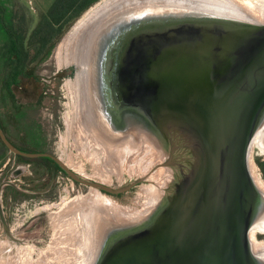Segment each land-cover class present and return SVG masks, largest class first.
<instances>
[{"label": "water", "instance_id": "95a60500", "mask_svg": "<svg viewBox=\"0 0 264 264\" xmlns=\"http://www.w3.org/2000/svg\"><path fill=\"white\" fill-rule=\"evenodd\" d=\"M154 9L113 16L100 56L116 51L124 91L144 102L138 110L169 139L168 159L154 168L174 167L146 222L110 224L115 237L99 243L93 264H259L247 231L264 198L247 150L264 111V24ZM0 139L16 154L49 156L72 178L112 193L146 179L111 186L80 176L49 151L21 150L1 124ZM176 149L183 155L175 161Z\"/></svg>", "mask_w": 264, "mask_h": 264}, {"label": "rangeland", "instance_id": "374dc122", "mask_svg": "<svg viewBox=\"0 0 264 264\" xmlns=\"http://www.w3.org/2000/svg\"><path fill=\"white\" fill-rule=\"evenodd\" d=\"M10 1L14 5V16L18 20L16 23L17 29L19 31L25 30L26 35L30 38L33 29L37 24L39 25L38 21L41 13L46 10L53 0ZM98 1L94 0L72 20L57 42L51 46L46 56L40 57V54H38L36 55V58L38 57L37 60L29 63L35 76L24 77L19 83L13 85V101L6 103L2 100L3 90L0 86L2 105L0 106V123H2L6 136L21 147L37 151H49L60 159H62L61 156L70 157L77 167L82 168L86 172L87 176L77 171L75 172L90 180H99V148L94 147L92 141L84 138L80 123L76 119L77 96L74 79L76 68L74 65L59 66L58 47L59 42L67 34L71 26ZM45 28H41L40 32H45L47 35ZM49 33L50 35L49 37L47 35L46 43L42 47V52L46 49L48 43L52 41L53 34H55L54 31H49ZM111 36H109V39ZM31 49H35V47L31 46ZM107 88L103 85V114L106 119L111 124H116L120 127L116 131L117 133L125 136L132 135L137 141L139 139V144L141 137L148 139L149 147L152 148L155 145L156 147H153L158 151L153 164L163 161L169 151V139L162 138L159 135L148 122L143 113L144 111L142 112L137 107L133 108L127 104L124 107L112 105L111 100L108 98L109 92ZM10 102H12L11 105ZM174 141L176 143V139ZM141 144L143 148H134L132 152L129 151L124 156L123 160L118 157L113 159V161L108 160L110 166L115 168V170L118 169V173H115L103 167L104 174L110 176L111 183L109 185L115 187L125 185L134 178L142 176L141 168L134 170H130V167L128 168V164L133 162V160L143 162L150 155L144 152L145 143ZM94 149H96V152ZM15 154L0 139V264H18V260L19 264L24 261L25 264H30V261L31 264H51L50 261H52V264L80 263L85 254L84 247L80 245V243L83 244L84 242L85 234L83 230L82 233H79V229L76 228L78 214L72 212L73 214L70 215L71 213H66L67 216L65 212L80 195L85 196L88 193L89 186L77 183L62 167H56L49 162L45 165H39L41 166L40 170L45 169L43 172L40 171V177L43 176L39 181L40 190L46 189L47 184L50 186L51 197L47 198L43 196L47 193V190L35 191L36 189L33 185L37 181H30V178L33 179L38 176V169L35 170L32 165L20 163ZM101 155L100 152V157ZM182 155L183 151L180 149H176L173 154L175 157ZM258 158H264V154L257 147H253L252 159L256 165L255 169L260 172L264 179V173L258 165ZM158 167L172 169L174 166L168 163ZM96 172L98 173L96 174ZM167 181L163 186L168 185ZM147 182V179L138 182L131 190L122 192L118 197L111 196L103 190L102 192L112 197L117 206L127 207L130 210L142 208L145 194L141 188L142 184ZM143 216L133 219V221ZM68 222H70V225ZM66 225L69 226L67 227ZM70 226H73L74 229ZM255 237L259 241H264L263 233H255ZM99 246L98 243V248ZM17 249L19 252L16 251ZM26 257L29 262H27L28 259ZM24 258L27 260H24ZM95 258L91 264H93ZM35 260L36 262H34ZM61 260L65 261V263Z\"/></svg>", "mask_w": 264, "mask_h": 264}, {"label": "bare ground", "instance_id": "6f19581e", "mask_svg": "<svg viewBox=\"0 0 264 264\" xmlns=\"http://www.w3.org/2000/svg\"><path fill=\"white\" fill-rule=\"evenodd\" d=\"M162 7L167 8V10L186 9L191 11L200 10L203 12H212L214 14L264 24V0H99L71 26L67 34L59 42L58 62L59 66L74 65L76 68L74 73L77 96L76 119L80 123L84 138L92 141V145L99 148V181L107 184L111 183L110 176L104 174L103 171L106 169L118 173V169L115 170V168L110 166L109 161H113V159L117 157L123 160L124 156L127 155L129 151L132 152L134 148L138 149L141 147V143H145L144 152L150 154L143 162L133 160V162L128 164L130 170L141 168L143 173L141 175L146 176L148 181L147 183H143L141 188L142 192L145 194L142 208L130 210L127 207L124 208L117 206L115 200L108 194L100 191L96 187L89 186L88 193L85 196L80 195L77 200L75 199V203H72L74 205L71 204L65 212V214L71 213L70 215L73 213L78 214L76 228L79 229V233H82L83 230L85 234L83 244L80 243V245L84 247L85 254L81 262L78 264L92 263L97 255L100 235L107 225L112 223H129L133 221V219L146 214L151 205L159 199L162 193L163 184L169 180L170 174L172 173V169H168L167 167L154 168L156 164L153 163L156 154L158 155V151L154 148L156 147L155 145H153L154 147L152 146V148L149 147L150 143L148 142V139L141 137L139 144V139L137 141L132 135L125 136L124 134L117 133L116 131L118 129L111 126V123L103 114L102 105L100 103V88L98 94L97 82L94 74L97 56L101 53L100 46L105 43L104 38L101 39V34L104 30L106 32L107 24L113 16H120L122 14L121 16L126 15L127 17L130 13L135 11L143 12L153 8H155L154 10H160ZM73 88L72 85V89ZM97 95L99 97H97ZM253 147H257L259 151L264 154V111L254 128L247 150V166L250 176L259 190L260 197L264 198V179L260 175V172L255 169L256 165L252 159ZM94 151L96 152V149H94ZM100 152L102 154L101 157ZM61 158V160L72 170L87 176L86 172L82 168L77 167L70 157L61 156ZM97 173L98 172H96V174ZM70 222H68L69 225ZM73 226L70 227L74 229ZM255 233L264 234V202H261L260 205L258 204V209H254L247 231L250 251L255 260L261 264L264 262V241H259L255 237ZM18 249L16 251L19 252ZM26 253L28 254V252ZM27 259L24 258V260ZM17 262L19 264V260ZM27 262H29V259ZM34 262H36V260ZM50 262L52 264V261ZM62 262L65 263V261ZM21 264H25V261Z\"/></svg>", "mask_w": 264, "mask_h": 264}, {"label": "trees", "instance_id": "16d2710c", "mask_svg": "<svg viewBox=\"0 0 264 264\" xmlns=\"http://www.w3.org/2000/svg\"><path fill=\"white\" fill-rule=\"evenodd\" d=\"M93 1L53 0L46 11L41 13L40 20L38 21L39 25L37 24L32 31L31 37L28 38L25 30L19 31L16 27L18 20L14 16L13 3L10 0H0V86L3 90L1 95L2 100L6 103L13 101V85L19 83L24 77L35 76L33 68L29 66V63L37 60L38 57L36 58V55L38 54H40V57L46 56L51 46L57 42L63 31L71 24L72 20ZM43 27H46L45 31L48 33V37L50 35L49 31H54L55 34H53L52 41L48 43V46L42 52V47L47 40L46 33L40 32ZM31 46H34L35 49H31ZM11 104L12 102H10ZM0 106H2L1 99ZM0 124L2 127V123ZM16 146L25 151H37L19 145ZM15 155L18 159L31 160L27 156ZM37 158L45 159L48 163L50 162L56 167L59 166L49 156H37ZM257 161L264 173V158H258Z\"/></svg>", "mask_w": 264, "mask_h": 264}, {"label": "flooded vegetation", "instance_id": "af4514ba", "mask_svg": "<svg viewBox=\"0 0 264 264\" xmlns=\"http://www.w3.org/2000/svg\"><path fill=\"white\" fill-rule=\"evenodd\" d=\"M180 10H183V9H180ZM113 52H116V51H113ZM113 52H110L109 55L106 54V52H105L104 56L102 55V57L98 54L97 61H96V66H95V73L94 74H95V77H96L98 94H99V88H100V94H101L100 95L101 96V102L100 103L102 105V110H103V106H104V96L102 95L103 85L108 87L107 88L108 92H109V97L108 98L111 100L112 105L114 104V105H120L121 107H124V105L128 104L129 101L132 102L131 100H133V102L131 103L133 108H136V107L137 108H141L142 107L145 110L144 102L136 100L134 98L132 99L124 91V89L122 87V84L124 83V80L120 76V75H122L121 63H120V60L118 59V57L116 58V53H113ZM99 57H100V59H99ZM97 97H99V96L97 95ZM111 126L113 128H117V129L120 128L116 124H111ZM120 126L124 127L123 125H120ZM172 157L175 159V161L178 158V157L173 156V153H172ZM30 158H31L30 161H26L24 159H19V162L22 163V164L26 163L28 165H32L33 168L35 167V170L38 169L37 170L38 171V174H37L38 176L35 177L36 179L33 178V180H32V182L37 181V183L33 185L35 187V189H36L35 191L40 192V191H46L47 190L46 191L47 193H45L43 196H45L47 198H50L51 194H50V186H49V184H47V188L44 189V190H40V188H39L40 187L39 181L43 178V176L40 177V171L43 172L45 170V169H41L40 170L39 168L41 166H39V165L48 164V161L45 160V159H39V158H37V156L30 157ZM164 158L168 159V155H166V157H164ZM73 180L76 181L77 183H82V182H80V181H78V180H76L74 178H73ZM133 187H134V185L131 186L129 189L125 190V191H129ZM99 190L102 191V189H99ZM103 191L109 193L111 196H116V197H118L122 192H124V191H122V192H118V193H112V192L105 191V190H103ZM157 202H158V200H157ZM157 202H155L153 205H151L150 209L147 211L146 214H144V216L142 218L137 219L136 221L135 220L131 221V222H129V224H122L123 226H121V227L127 228V227H133L135 225V223H138V224L139 223H145L146 220H147V217L151 215L153 209L157 205ZM109 227H111L110 224L106 226V229H103V232H102V234L100 235V238H99L100 242L101 241L103 242V240H105L107 238H108L109 241L112 238L114 239L115 233H112L111 229H109L107 231V229Z\"/></svg>", "mask_w": 264, "mask_h": 264}, {"label": "crops", "instance_id": "0c3cea01", "mask_svg": "<svg viewBox=\"0 0 264 264\" xmlns=\"http://www.w3.org/2000/svg\"><path fill=\"white\" fill-rule=\"evenodd\" d=\"M51 3H52V2H51ZM51 3H50V4H51ZM50 4H49V5H50ZM47 8H48V7H47ZM47 8H46V9H47ZM44 11H46V10H44ZM32 180H33V179H32V178H30V181H32Z\"/></svg>", "mask_w": 264, "mask_h": 264}]
</instances>
